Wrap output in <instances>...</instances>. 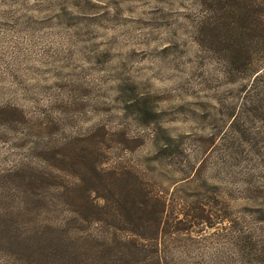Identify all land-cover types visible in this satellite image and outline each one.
Segmentation results:
<instances>
[{"label": "rangeland", "instance_id": "1", "mask_svg": "<svg viewBox=\"0 0 264 264\" xmlns=\"http://www.w3.org/2000/svg\"><path fill=\"white\" fill-rule=\"evenodd\" d=\"M230 1L0 0V264H264V0L246 39Z\"/></svg>", "mask_w": 264, "mask_h": 264}, {"label": "trees", "instance_id": "2", "mask_svg": "<svg viewBox=\"0 0 264 264\" xmlns=\"http://www.w3.org/2000/svg\"><path fill=\"white\" fill-rule=\"evenodd\" d=\"M250 1V0H249ZM232 12H233V19L234 21L231 24L227 25V32L226 35L228 38H236L242 37L246 39L248 33L247 30L251 28L250 25L253 24L255 13L250 10L249 6L250 2L248 3L246 0H232ZM262 15V14H261ZM258 20H263L261 31L264 33V15L257 17ZM218 23V22H217ZM222 25V24H221ZM219 23L215 27L218 29ZM250 26V27H249ZM207 31H212L206 27L205 36L209 37ZM220 31V30H219ZM230 49H228V58L230 59L229 63L232 65V68L237 71H246V70H253L258 76L263 72V69L258 70V65L256 63V57L254 50H252V46L248 45L246 40L245 42L239 44L232 42ZM264 46V42H263ZM256 77V78H257ZM135 247H138V244H134Z\"/></svg>", "mask_w": 264, "mask_h": 264}]
</instances>
